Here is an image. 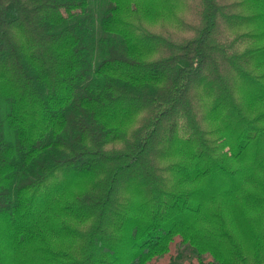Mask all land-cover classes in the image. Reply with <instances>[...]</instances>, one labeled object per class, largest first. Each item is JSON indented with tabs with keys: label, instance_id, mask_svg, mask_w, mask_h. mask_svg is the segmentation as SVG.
Returning <instances> with one entry per match:
<instances>
[{
	"label": "trees",
	"instance_id": "16d2710c",
	"mask_svg": "<svg viewBox=\"0 0 264 264\" xmlns=\"http://www.w3.org/2000/svg\"><path fill=\"white\" fill-rule=\"evenodd\" d=\"M130 3L135 16L124 0H0V264L4 251L38 238L35 207L52 198L56 178L82 185L61 207L78 226L76 245L50 262L146 264L175 241L174 264H263L258 250L249 261L234 243L230 258L195 239L183 213L195 208L177 200L163 213L161 197H182L168 189L165 163L179 134L203 157L202 176L226 172L232 189L249 185L220 164L226 145L206 126L205 102L240 129L233 158L245 137L264 136V112L250 117L239 89L264 88L251 68L255 52L264 63V46L242 29L252 21L264 36V0H164L156 21L155 0ZM134 189L156 209L127 235V251L115 244Z\"/></svg>",
	"mask_w": 264,
	"mask_h": 264
},
{
	"label": "rangeland",
	"instance_id": "374dc122",
	"mask_svg": "<svg viewBox=\"0 0 264 264\" xmlns=\"http://www.w3.org/2000/svg\"><path fill=\"white\" fill-rule=\"evenodd\" d=\"M127 1L124 0L126 3L123 8L125 14H129L133 7L131 3L127 5ZM163 2L164 0H155L151 16L153 21L160 20L161 17L165 18ZM98 11L99 8L96 9V12ZM134 14L130 13L131 16H135ZM242 29L251 34L249 42L252 46H264V36L260 34V28L256 23L252 21L243 23ZM253 55L254 61L251 68L261 76L264 73V63L256 62L259 58L258 53L255 52ZM261 83L264 85L263 79ZM244 85L245 83H242L243 89H239L243 99L250 102L247 113L250 117L263 113L264 95L261 96V92L264 91L262 90L264 88L249 84L245 90ZM205 105L207 106L206 126L216 142L223 141L226 145L220 151V164L233 175V179H236V175L242 171L243 174L249 175V185L232 189L230 178L226 172L216 173L213 176H202L199 172L204 167L203 157L179 134L171 145L165 163L170 168L167 173L168 189L174 190L182 197L176 199L169 195L161 197V201L163 200L161 208L166 209L163 213L168 212L177 200L183 202L184 205H190L195 208V211H190L184 206L186 208L183 213H190L192 219L189 220L186 215L185 219L188 223L185 227L182 224L181 226L185 229L188 227V232L195 239L205 240L206 245L223 250L230 258L235 256L234 243L242 247L243 255L249 261L258 250V256L264 264V197H262L264 136L258 140L245 137L247 144L243 154L239 156V159L233 158L231 151L238 149L239 138L242 134L240 129L234 120L226 117L223 110L212 104L210 98H207ZM258 127L264 129V118L259 120ZM223 158L225 160L222 161ZM52 182L50 194L52 198L47 202L46 199L45 202L38 203L35 207L36 219H32L30 225L33 231H39V236H36L38 238L25 247H12L4 251L2 253L3 259L6 258L4 264H57L47 260L50 259L52 253L56 259V252L68 253L75 247L76 240H73V237L76 235L78 226L67 211H61V207L70 199V193L80 188L82 181L78 179L61 181L56 178ZM196 188V195L183 197L185 195L182 194ZM155 209L151 197H147L142 190L134 189L130 192L129 197L126 198L123 217L120 218L121 227L117 235L119 239L115 244L117 248L125 249L126 243L127 249H129L127 251H133V240L129 239L127 235L129 237L132 234L136 235L138 227L149 223L155 214ZM176 209L177 207L170 212L169 216ZM174 243L175 241L168 242V250L160 256L151 258L146 264H174L172 262Z\"/></svg>",
	"mask_w": 264,
	"mask_h": 264
}]
</instances>
